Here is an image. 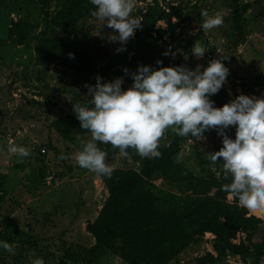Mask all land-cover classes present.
Returning <instances> with one entry per match:
<instances>
[{
    "label": "rangeland",
    "instance_id": "1",
    "mask_svg": "<svg viewBox=\"0 0 264 264\" xmlns=\"http://www.w3.org/2000/svg\"><path fill=\"white\" fill-rule=\"evenodd\" d=\"M62 1L50 0L44 4L42 0H0V242H8L15 253L0 247V264H32L36 257L42 258L45 264H60L61 259L64 264H127L108 250H101L88 262L65 255L67 251L84 254V248L93 245L86 225L97 215L107 190L98 174L78 166L75 155L80 150L62 138L51 127V122L74 114V103H88L91 97L85 85H94L97 75L102 77L101 82L124 77L122 88L127 89L132 80L130 75L125 76L124 68L131 73L139 65L151 66L165 58L169 60V67L184 65L195 69L197 64L206 68L210 60L227 57L222 62L229 69L224 87L230 99L240 94L264 97V17L261 9L264 0H241L249 6L243 14L245 42L238 45L233 42L229 10L222 4L223 0H135L133 16L141 18L148 5L156 1L162 8L168 3L180 2L190 7L187 11L192 18L173 30L166 21L158 20L150 31L156 41L140 31L142 38L137 39L134 34L124 45L126 50L121 52L116 51L121 45L109 39L115 34L113 30L100 28L99 21L91 14L78 21L69 32L54 25L51 19ZM202 9L208 10L210 16L220 14L222 26L203 31L200 28ZM17 20L34 23L23 44H17L12 28ZM175 22L172 18L171 23ZM157 29L164 33H157ZM45 39L50 40L62 60L37 64L34 48L39 40ZM181 39L189 41L190 55H181L182 48L177 44ZM196 40L206 49L200 59L192 55ZM170 47L173 51L164 55ZM69 53L74 54V58L70 59ZM84 63H87L85 69L82 68ZM235 131L234 126L226 130L232 139H235ZM172 132V128L165 131L160 146L166 145ZM73 135L80 145L81 141L91 138L88 131ZM204 137L185 140L177 155L197 177L216 175L215 167H223L222 159L215 165L207 159V153L219 151L223 146L222 137L216 130ZM12 143L26 147L30 155L21 159L9 154ZM41 148L47 150L43 156L38 152ZM200 159L207 162L201 165ZM107 164L135 167L119 152ZM46 176L50 177L49 184L44 183ZM147 186L156 193L160 209L180 208L189 196L183 183L167 182L157 173L148 179ZM227 200H232L231 195H227ZM255 216L264 221V215ZM244 237V233L237 232L231 242L238 243ZM214 238L212 233L205 232L199 245L186 248L170 264H196V259L206 253L216 256ZM33 252L35 256L31 255ZM216 264L244 263L238 255H227ZM260 264H264V255Z\"/></svg>",
    "mask_w": 264,
    "mask_h": 264
},
{
    "label": "trees",
    "instance_id": "2",
    "mask_svg": "<svg viewBox=\"0 0 264 264\" xmlns=\"http://www.w3.org/2000/svg\"><path fill=\"white\" fill-rule=\"evenodd\" d=\"M42 1L47 4L50 0ZM222 4L229 10L228 19L232 24L231 35L234 44L244 43L246 31L243 14L249 4L241 0H223ZM166 5L168 10L158 7L156 1H153V5H148L141 16L142 27L135 31L137 39L142 38L140 31H144L145 37L156 41L157 38L152 37L150 31L158 20L166 21L167 26L173 30L192 18L187 11L190 7L180 2ZM261 9L264 17V7ZM94 10L90 0H63L51 22L61 31L69 32L75 28L78 21ZM172 18L176 19L175 23H171ZM33 27L34 23L26 20H17L12 24L17 44L24 43ZM156 32L164 33L161 29ZM177 44L182 48L181 55H190L189 41L181 39ZM34 51L37 64H48L55 59H63L59 52L52 48L49 39L39 40ZM172 51L170 47L168 54ZM161 61L162 64L158 65L155 61L151 67H169L168 58ZM86 66L87 63H84L82 68L85 69ZM209 98L218 108L231 101L224 85L217 94ZM51 127L78 150H82L73 133H83L87 130L81 129L75 114L55 119L51 122ZM210 131L215 129L208 130L204 136ZM187 139L195 140L191 135L181 137L173 131L166 145H159L158 157L141 158L134 149L129 148V155L125 158L135 167L113 166L111 177L99 175L107 190V196L95 218L86 225L94 243L84 248V254L67 251L65 255L69 258L80 257L88 262L101 250H108L127 264H170L186 248L199 245L203 234L210 232L215 236L213 249L216 256L206 253L196 259V264L220 263L227 255H238L244 264H247L251 257L253 264H260L264 255V221L240 207L236 198L231 196L232 200H227V195L230 194L222 191L221 186L230 182L231 178H223V167H215L216 175L197 177L177 159L182 144ZM50 144L48 141V145ZM97 144L107 153V163L119 152V149H114L110 144ZM38 152L40 153V150ZM205 162L207 161L204 159L199 160L201 165ZM155 173L167 182L185 185L189 196L181 203L180 208L158 207L156 193L147 186L148 179ZM237 232L244 233V240L231 242ZM34 240L36 242L37 239ZM64 262V259H61L59 263Z\"/></svg>",
    "mask_w": 264,
    "mask_h": 264
},
{
    "label": "clouds",
    "instance_id": "3",
    "mask_svg": "<svg viewBox=\"0 0 264 264\" xmlns=\"http://www.w3.org/2000/svg\"><path fill=\"white\" fill-rule=\"evenodd\" d=\"M90 2L95 8L91 15L99 21L100 28L107 27L115 33L109 39L121 45L116 51H125L124 45L134 36L135 30L142 27V19L132 15L135 0ZM200 15L203 31L223 24L220 14L210 16L208 10L202 9ZM205 52L196 40L192 55L200 59ZM69 58H74V54L69 53ZM224 59L227 57L212 59L206 68L197 64L195 69L184 65L158 69L139 65L130 73L124 68L125 76L130 75L132 80L127 89L122 88L124 77L101 82L102 77L97 75L94 85H85L91 97L88 103L73 104L81 129L91 134L89 140L81 141L82 150L75 155L78 166L111 177L114 169L105 162L107 153L97 142L110 144L124 157L129 155V148L141 158L158 157L159 141L169 128L181 137L191 135L196 140L204 139L205 132L215 129L222 137L223 146L219 151L207 153V159L212 165L222 159L223 178H231L221 190L236 198L239 206L248 212L264 215V97L240 94L222 107H215L209 97L217 94L226 83L229 69L222 62ZM156 63L160 65L162 61ZM230 126L236 129L235 139L226 132ZM8 152L21 159L30 155L26 147L14 143L10 144ZM0 247L15 254L6 241L0 242ZM32 264L45 262L36 257ZM247 264H253L251 257Z\"/></svg>",
    "mask_w": 264,
    "mask_h": 264
},
{
    "label": "built area",
    "instance_id": "4",
    "mask_svg": "<svg viewBox=\"0 0 264 264\" xmlns=\"http://www.w3.org/2000/svg\"><path fill=\"white\" fill-rule=\"evenodd\" d=\"M46 151L47 150L45 148H41L40 149V153L41 154H46ZM43 180H44L45 184H49L50 183V177H48V176L44 177Z\"/></svg>",
    "mask_w": 264,
    "mask_h": 264
}]
</instances>
